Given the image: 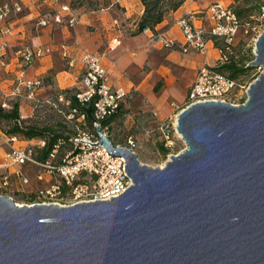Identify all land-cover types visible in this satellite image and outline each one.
<instances>
[{
  "label": "water",
  "instance_id": "1",
  "mask_svg": "<svg viewBox=\"0 0 264 264\" xmlns=\"http://www.w3.org/2000/svg\"><path fill=\"white\" fill-rule=\"evenodd\" d=\"M249 64L263 71L244 103L177 114L185 148L162 168L95 125L99 141L85 143L124 158L132 180L119 196L59 206L0 195V264H264V27Z\"/></svg>",
  "mask_w": 264,
  "mask_h": 264
},
{
  "label": "crops",
  "instance_id": "2",
  "mask_svg": "<svg viewBox=\"0 0 264 264\" xmlns=\"http://www.w3.org/2000/svg\"><path fill=\"white\" fill-rule=\"evenodd\" d=\"M12 1L20 5L21 11L11 13L7 19L12 33L6 37L5 59L9 65L0 67V104L10 108L12 103H18L20 118L25 122L35 118L37 103L46 100L57 103L61 96L58 93L71 89L76 93L81 89L79 58L86 52L101 56V64L109 74L112 89L122 88L126 94L131 91L143 93L156 109L159 120L178 113L184 109L186 93L198 69L213 60L209 59L212 51L207 49L205 54H184L178 46L164 48L152 39L153 34L163 33L180 45L183 37L176 21L181 16L189 11L203 10L215 2L230 4V0H185L179 8L167 14L153 31L146 29L136 33L137 23L144 11L141 0ZM62 7H67V10H62ZM56 15L61 17L60 23L53 20ZM70 18L75 20L73 25H68ZM41 19H47L48 24L39 26ZM196 25L208 27L209 23L201 20ZM22 46L51 48L50 54L35 59L26 68V78L39 79L42 83L33 100H15L8 96L18 69L16 51ZM210 46L215 48L213 44ZM71 59L75 60L73 67L68 66ZM155 93H158L157 97ZM64 100L69 101L68 98ZM57 105L65 106L69 111V106ZM65 119L68 120L66 116ZM78 122L85 124V121ZM9 138L0 130V162L11 146L36 147L40 140L16 137L11 142Z\"/></svg>",
  "mask_w": 264,
  "mask_h": 264
},
{
  "label": "built area",
  "instance_id": "3",
  "mask_svg": "<svg viewBox=\"0 0 264 264\" xmlns=\"http://www.w3.org/2000/svg\"><path fill=\"white\" fill-rule=\"evenodd\" d=\"M67 10V7H62ZM20 5L12 0H0V67H6L7 42L6 37L12 33L11 27L7 24L8 16L11 13H19ZM55 22H61V17H53ZM207 21L208 27L196 25V21ZM68 25H73L75 20L70 18ZM48 24L47 19L38 21V25L44 27ZM176 25L183 37L179 45L177 41L167 37L163 33H154L152 39L159 42L164 48L173 49L178 46L184 53L205 54L208 44L215 45L219 58L216 63L227 62L233 54V46L237 33L240 30L244 34L255 31L249 24H241L235 13L232 4L215 2L200 11H189L181 16ZM259 34L252 37L254 46ZM65 53V47H62ZM49 46L31 48L22 46L17 51L19 60L18 69L13 89L8 95L15 100L34 99L35 91L41 87L39 79L26 78L25 71L32 62L47 54H50ZM82 67L80 77L81 89L75 93L79 104L83 105L93 101V122L92 126L101 128V121L114 112L121 100L126 96L122 88L112 89L109 83V74L101 64V56L97 53L86 52L79 58ZM75 60L68 62L73 67ZM217 66L204 63L197 71L195 79L188 88L185 99V107L208 101H220L235 104L232 97L236 96L238 84L235 80L216 70ZM58 101L70 106L62 96ZM2 108L5 105L0 104ZM77 121H84L85 116L78 114L75 108L69 109L66 118ZM96 125V126H95ZM102 129V128H101ZM104 132V130L102 129ZM106 134V132H104ZM11 142L16 137L9 138ZM84 142H80V141ZM99 141L97 134L81 131L65 139L60 138L45 159H40L41 150L45 141L39 140L35 146L10 147L0 162V195L12 198L15 194L34 195L35 200L27 205L56 204L59 206H70L80 202H95L96 200L106 201L111 197H117L132 185L131 178L125 172V160L122 157H114L106 151L103 145L90 146L85 142L96 143ZM167 142V141H166ZM68 146V147H67ZM125 146L135 153L136 144L130 137ZM170 146V143L169 145ZM63 150V151H62ZM36 167L39 171L34 181L44 183V186L32 191V179L27 174V168ZM14 201V200H13ZM18 204V203H17ZM25 204V203H24ZM22 205V204H21Z\"/></svg>",
  "mask_w": 264,
  "mask_h": 264
},
{
  "label": "rangeland",
  "instance_id": "4",
  "mask_svg": "<svg viewBox=\"0 0 264 264\" xmlns=\"http://www.w3.org/2000/svg\"><path fill=\"white\" fill-rule=\"evenodd\" d=\"M229 3L233 5L234 10L239 11L241 24H249L250 27L255 28L253 33L249 31L248 34H244V31L240 30L234 41L232 55L241 64H244L246 68L252 66L249 63L254 59V43L252 37L254 35V38H256L264 27V0H230ZM210 45L211 43L207 46L208 50L212 51V55H209V59H213L210 60V64L218 66L219 64L216 63V60L219 58L218 50ZM252 67L239 75L236 80L238 84L236 96L232 97L235 105L245 102L249 84L263 71V68ZM68 91L71 95L74 94L73 89ZM158 93H155V97L158 96ZM58 94L62 98H66L65 92ZM60 103L63 104L59 101L54 103L50 100L37 103L34 108L35 118L32 121L28 120L26 123H31L41 128L53 127L54 130L65 132L66 135L71 136L76 133L77 129L96 134V129L93 126H87L86 122L85 125H82L81 122L76 120V117L70 121L66 120L65 116L68 113V109L65 106L57 105ZM119 105H121L120 109H116L103 119L108 120L107 125L102 126L103 123L101 122L100 126L115 144L124 145L127 139L131 137L136 144L134 151L136 157L142 164L153 168H162L166 161L169 160L170 155H176L185 148L183 140L175 129L176 117L181 110L164 120H159L154 106L139 91H131L126 94ZM183 106L185 108V103ZM60 125L64 127L63 130ZM2 129H6V122L4 121L0 124V130L2 131ZM169 143L170 146H167ZM164 149H167L165 155L163 154ZM38 171L39 168L36 167L27 168V174L33 181L32 187L30 188L32 191L44 186V183L34 181V177ZM12 198L19 205L29 203L26 201L27 195L25 194H15Z\"/></svg>",
  "mask_w": 264,
  "mask_h": 264
},
{
  "label": "trees",
  "instance_id": "5",
  "mask_svg": "<svg viewBox=\"0 0 264 264\" xmlns=\"http://www.w3.org/2000/svg\"><path fill=\"white\" fill-rule=\"evenodd\" d=\"M184 1L185 0H141V3L144 7V11L140 20L137 23L136 33H141L146 29L153 31L155 26L161 23L167 14L179 8V6H181ZM234 11L239 17V11L237 10ZM215 45L218 46V43H215ZM251 68L253 67L248 66L245 68L244 64H241L240 61L237 60L236 57L232 55L227 62L218 65L216 67V70L221 74H225L229 78L236 81L239 75L243 74V72ZM68 92H69L68 90L65 91V96L66 98L69 99L70 102L69 109L75 108L78 114L84 115L86 125L92 127L93 101L81 105L78 103L75 97V92L72 95L71 93ZM120 107L121 105H119L117 109H120ZM2 121L6 122V129H2V131L9 137L16 136L27 140H31V139L44 140L45 145L44 148L40 151L41 155H39V158L42 160L47 157V155L53 149L58 139L60 138L67 139L71 137V135H66L65 132L54 130L53 127L41 128L34 124L26 123L20 118L18 111V103L16 102L12 103L9 109L2 108L0 105V124ZM101 122L103 123L102 126H106L108 120H102ZM60 126L61 129L63 130L64 127L62 125ZM115 145H121V144H115ZM166 152L167 149H164L163 154L165 155ZM34 200H35L34 195H30L26 198V201L28 202H33Z\"/></svg>",
  "mask_w": 264,
  "mask_h": 264
},
{
  "label": "bare ground",
  "instance_id": "6",
  "mask_svg": "<svg viewBox=\"0 0 264 264\" xmlns=\"http://www.w3.org/2000/svg\"><path fill=\"white\" fill-rule=\"evenodd\" d=\"M181 137V136H180Z\"/></svg>",
  "mask_w": 264,
  "mask_h": 264
}]
</instances>
